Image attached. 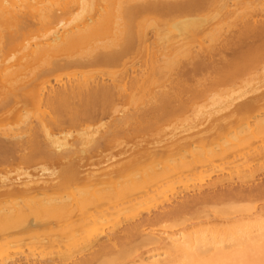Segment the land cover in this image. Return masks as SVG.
I'll use <instances>...</instances> for the list:
<instances>
[{
    "label": "rangeland",
    "instance_id": "1",
    "mask_svg": "<svg viewBox=\"0 0 264 264\" xmlns=\"http://www.w3.org/2000/svg\"><path fill=\"white\" fill-rule=\"evenodd\" d=\"M118 1L120 0H117L116 2ZM224 1L226 3H222ZM170 3L173 6V8L160 7L152 12L142 13V17H143L142 24L146 26L145 29H147V37L149 39L148 40L149 42L147 44H144V46L142 45H138L136 47L134 46L131 49L127 50V52H125V54L127 53L126 55L123 54L124 52H122V54H120L118 57L113 59L112 62L105 61L103 63L93 64L92 66L91 65L84 66L86 68H83V66L79 67L77 65H70L62 69H54L53 72H51L53 69L52 70L50 69L51 71L47 69L48 72L50 71L51 73L49 76L50 78L47 76L50 79L51 86L56 89L62 87L61 85H64L66 82H68L69 81L68 78L72 77L71 79L74 80L73 76H68L69 74L75 73L76 76H78L79 72H83V71H85L84 72L85 74L81 73L82 75H86V76L90 75V77L92 76L93 80H95L96 82L98 80L99 83L107 85L108 88L109 87L112 88L111 93L113 94L110 95V97L113 96L111 97L112 99H110L108 95L102 97V101H100L101 98L99 99L100 105L103 108H101L100 105L98 104L99 101L97 102L99 108L103 109L104 115L103 113L100 112L101 115L95 118L90 124H88V126H86V124L77 125L76 123L78 127L77 126L75 127V125L73 124V119L75 118L74 116H72V114H74V111H72V107H70V104H67L66 105L67 107L65 105H64L65 107L62 106L63 110L62 108H59L61 107V105L58 106L57 104V106L56 105L55 106L58 108V111L57 108L53 106L52 107L53 113H52L51 105H50L51 103L46 102L48 98V97L46 98L48 92L45 93L44 90L42 91L43 95L41 101L40 100L36 101L37 99L36 100L32 99L31 94L36 95L40 93L39 85L36 81L31 83L36 86L35 88L19 89V91L13 96L14 101L12 96H10L8 100L7 97H5V94H3V92L2 93L0 92V100H1L0 106H2L0 107V115H2L0 116V134H7V135L10 134L9 136H11L12 133H16L21 129L23 131L26 130V128H28V126L30 125L32 126V124H33L32 127L34 128V132L36 131L37 132L36 134H38L40 132V128L39 131H37L38 121L42 116H44V118L46 119L45 121V119L42 117L44 121L49 122V125L47 123V127L54 133L56 137H60L58 141L60 142V144L62 143L63 145L60 146L58 142L56 145L54 144L57 148L53 145V147L49 146L46 149L50 150L52 154L56 150H57L56 152L58 153L63 152L62 154H67V153L69 154V156L65 155L66 159L64 158L61 159L62 162L60 160H57L56 162V159H54L56 154L55 152L52 156H49V154L48 156H46V154L42 151L39 153V151L43 149H37L38 151L34 149L35 152L33 153V156L30 154L31 159L25 162L24 160H19L17 158L18 154H14L12 151L9 150H7L9 152L4 151L6 154H8L5 155L8 158H6L5 156L0 157V178L8 176L9 179H14L15 176L17 177V174L19 172L20 174H22L21 172L25 171L26 169L29 171L28 173L31 177L38 179L39 181H43V179L48 180L51 175L55 176L53 172L58 173L59 171L60 173L61 171L64 172L63 175H61V173L60 174L55 173L56 175H59V177L61 175L60 180L61 182L63 181L61 184L63 185L64 188L60 187L61 189L59 188L60 190H58V192L62 190L60 195H58L60 198L65 199L66 201L69 200L78 201L79 198L81 199L82 197H86L88 201L90 199V201L92 200V202L95 203L96 202L101 203L103 201L106 202L110 197L112 198L116 196V193L114 195V191H115L113 189L114 187H107L105 188L106 190L101 189L99 190V192L97 191L98 193H96L95 196H93L95 194L94 192H89L92 193V195L88 193V191L90 190L86 186L87 185L86 181L83 180L82 182L74 181L70 171H68L69 169H71L70 167H75L77 163L81 165V162L76 161L77 160L76 158L77 155L79 156L81 154V153L79 154L78 151L79 150L81 151L82 146H83L82 149L85 150L88 149L87 151L90 150L89 152L92 151V153H89V155L91 154H92L91 156L94 155L93 157H91V160L94 159L93 161L95 162L96 161L95 159H100L101 161L102 156H107V155H103L105 153L108 154L109 152H116V149L117 148L119 149V147L125 143L128 145H123L124 147L131 146L127 148L129 150L130 149L132 150V148L135 150V148L137 149L141 145L143 147V144L146 146L147 145L151 146L150 144L162 138L165 132L171 131L172 127L175 130L177 129L176 130L177 132H179L180 130H184L183 131L184 134L186 130L185 132L186 134H191L193 132L200 130L202 128V125L205 124L204 126H207L206 122L208 123L207 120L209 121L212 120L211 117L213 116L212 113L213 111L217 110L223 112L225 109L229 108L230 105L233 104L234 106V105H239L240 103L242 104L243 103L242 101L245 102L248 100V98L250 99L253 96L257 95L259 92L264 91V62L259 61L255 65H251V66H247V65L243 66L242 63H244V61H242L241 64L237 63L236 65H233L232 63L228 65L227 62H225L226 59L232 61L242 60V56L240 58L239 55L240 54L242 55V53L245 54L252 44V37L248 35L249 32L247 30V27L249 25L248 24L245 25V23H249L252 25H256V24L260 25L264 23V10L262 11L261 8L254 3L251 4L248 2H242L240 0L239 1L238 0H170ZM223 4L228 5L226 7V10L222 8ZM246 17L248 18V20L245 19ZM242 18L245 20L243 21ZM180 30L185 31V34H182V36L180 35L182 38H185V40L181 39V37L178 36L179 33H181ZM173 36L175 37L174 40L177 37H179L180 40H182V42L180 41L179 44L176 43L179 47L181 46L183 47V48L181 47V50L177 46L176 47L169 45L161 46V47L158 46L159 43L165 41L168 38L171 39ZM237 41H239L238 42L239 47L235 46L237 45ZM203 47L204 48L209 47L210 49L209 48L208 49L212 52L211 55L205 57L204 56L197 57L198 56L197 54L203 51L204 49ZM19 49L21 50V48ZM19 49L18 48L13 49L12 53L10 50L11 55L9 53H7V55L9 54L8 56L5 55L9 59V60L7 59V62L9 61L12 64L13 63L12 61L14 62L17 61L16 59H18V57L22 53V51H20ZM164 54L166 57L163 56ZM3 57H1V59L7 58V57L5 58ZM231 58H234L236 60H233ZM1 59L0 61H3ZM153 60H154L153 62L154 64L151 67L150 62ZM7 62L5 63L7 64ZM229 69L231 70V72H229ZM46 71L45 73L49 75V73ZM125 73L126 75H124ZM149 74H151V77L149 76ZM154 75H155V79H154ZM123 76H125V78ZM90 77L88 78L91 80L92 78ZM145 77L150 79L147 80V78ZM118 78H122V79H118ZM120 80L122 82H120ZM153 80H155L154 83H152ZM133 86H135V89ZM138 89L140 91H138ZM131 90H133V92ZM159 94H162L165 97L163 96L162 98H160L161 95ZM157 95L159 96V99H155L157 100L155 101L154 97L158 98ZM107 97L109 98V100ZM5 100L9 102L8 103L6 101L8 104L7 107L5 106L6 104L3 105ZM16 100L19 103H17ZM153 100L156 103L158 101H161L158 102V105L159 104L163 105L164 103L165 107L164 105L161 106L160 110H158L160 112H157L156 110L152 111L151 109L157 106L156 103H154L156 106L153 104ZM114 101L117 102L114 103ZM118 102L120 103L119 105ZM112 104L114 106L116 104V106L114 107L112 106ZM17 105L18 107H16ZM150 105H152V107H150ZM260 105L263 106L264 101L263 103L261 102ZM110 106L111 108H109ZM9 107H11V109ZM116 107L118 111L115 112ZM8 108L10 110H8ZM54 108L56 109L57 114H54L55 113ZM66 108L68 110H66ZM105 108H106L105 112L108 109L111 110L113 108L111 111L112 113L109 111L106 112L105 114L104 112ZM3 110H5V112ZM150 110H151V114L149 115ZM139 111H141L142 114ZM50 112L52 114H50ZM154 112H156L157 114ZM196 112H198L199 115L198 114L195 115ZM210 112L212 116H209ZM216 112H214L215 117L217 116ZM220 112H218V114ZM255 112L256 111L254 112L252 111L247 114L245 113V115L240 116L239 118H235L234 119L235 121L234 120L230 121L232 124L228 125V126L231 125L234 126L233 128L237 133V131H239L241 128L243 129L246 126L247 123L245 122L250 121V125L249 124L248 125L250 127H254L255 129L254 136L256 135V137L252 136L253 138L251 137L249 139L250 144L251 143L253 144L250 145L249 141L246 140H238L240 141V144H242L241 146L238 145L239 143L236 142L237 139H235L234 141L233 139H231L232 137L230 138L233 132L228 133L226 135L225 134L220 135L222 131L220 130L219 134L215 133V135H213L216 138L214 137L215 138L214 139L215 142L213 141L214 145H211L212 144L211 143L210 147L214 146V149L218 150L220 148L219 147L217 148L216 146H220L219 145L220 143L222 145V149L223 148L228 150L231 149V152H233L232 150L234 147V149H237L235 150L237 152V156L236 154H234L236 153L235 151L232 154L230 153L231 155L234 154L233 156L229 154L230 152L229 151L228 154L224 156L226 158H224L223 156H217V157L214 156L211 159L212 160L211 163L208 162L206 163L207 165L203 167H200L199 164L198 165L199 167L194 166L193 169L191 170H187L185 168L186 170L183 171L181 170L182 172H175L178 173L177 177L176 174L172 175L171 177L170 176L171 174L169 175L168 173L172 170H166L163 175L164 179H161L159 177V180L156 179L154 180V182L150 181L151 182L150 184L153 185V188L157 187L158 189L153 193L152 196L138 198L136 200H133L132 202H120L121 204L114 203V205L110 207L108 213L107 212L97 213L96 214L97 216L94 219V221L89 223V227L78 233L76 240L66 238V239L52 241V243H45V241L43 243H40L38 241L21 242L17 245L10 247V250H5L3 252L1 251L2 253L0 252V263L1 261L9 262L14 258L16 259L20 256V253H21L20 257H22L26 255L25 253H27V251H29V253H34V255L27 253L30 255V258L34 257V259L37 258L40 259V256L42 258H44L43 256L45 255H46L45 257H48L52 255L53 252L56 253V251L59 252L62 250L64 251L66 249V250H70L69 252L72 253L73 255H76L71 260L72 264H74L75 262L76 263L79 262L81 264L82 260H84L82 261V263L86 262L88 264H93V263L98 264L100 258L97 254H96L97 256L94 254V252L97 253L98 247H95L97 248L96 250L87 249L88 247L87 242L90 241L89 243H92L93 239H95L94 241L96 243L97 241L98 242L100 241L101 243H105L108 245L111 244L112 242H113L112 244L115 243V245L112 244L109 245L112 247L115 246V249L112 248V253H117L118 251H116V249L119 250L123 247L124 248L126 247V249L131 248L129 249L130 256L127 255L121 260L115 262L114 264H149L151 260L158 258V254L160 253L162 254L163 250L159 249L157 244L153 245V243L152 245L150 243H141L139 245V240L146 234L149 235L152 234L151 236L162 235L160 237H166L169 235H173L174 233L179 234L180 232H181L180 234H185L183 232L186 233L189 232L193 234L195 231H200L205 229L207 230L214 227H220V229L223 227H229L232 226L236 221L242 219L244 222L245 221L248 222L251 221L256 216H258V218H264V215H258L260 214V211L262 209H263L262 211H264V156H262L261 158L258 155H255L256 149L258 151L264 148V140H263L264 124L258 125L256 127L254 125L256 123L255 119L257 120L264 119V112L260 114H255ZM130 113H132V115L133 114L136 115L138 113L140 116H143V118L140 120L139 118L135 119V121L134 119H132L130 121L131 124L129 122L128 124L120 127L117 124L118 122L117 120L120 118V116L121 118H125V116L129 117ZM159 113L161 117L159 116V118H157ZM151 115L153 116V118L151 117ZM144 116H146V120ZM195 116H197V119L194 118ZM49 117L51 118L55 117V119H51ZM246 118H249V120ZM31 122L32 124L29 125V123ZM213 122L214 120H212V123ZM26 124H28L26 128H23ZM228 126L227 128L225 127V130L228 129ZM235 126L237 127L238 130L235 128ZM127 127L128 129H126ZM114 128H117L118 131L117 129ZM257 128L259 129L260 133L257 132L258 131ZM108 129L110 130V132H108L109 131ZM87 130L91 131V135L95 133V136L93 134L92 137H96L98 142H101V140L103 141V143L101 142L102 145L101 143L98 142L96 143V145H98L96 146L97 150H95V146H93L92 144L88 145L89 147L86 146V142H84V140L81 139L83 138L82 136L84 135L81 134L82 136L80 135L81 136L80 138L79 134L83 132H87ZM114 130H116L119 133L117 134V132L116 131L114 132ZM111 131L112 134L115 133L113 134L115 136L111 134ZM107 133H109L111 137L113 136L112 140L109 134H108L109 138L106 139ZM36 134L34 133V135ZM88 134L90 135V133ZM96 134L99 136L97 137ZM127 134L130 138L127 136ZM223 135H225L226 137ZM100 136L101 137L104 136L105 138L102 139ZM66 137H67L66 143L68 142L67 144L64 143ZM63 138L65 139L63 140ZM98 138L101 140H99ZM38 139L42 141L41 144H44L43 141L45 139L44 137H43L44 140L42 139L41 133H39ZM75 139H78L77 141L79 143L81 141H83L84 143L82 142L80 144H77L78 142ZM104 139L106 142L104 141ZM109 139L110 141H108ZM254 139L259 141H255ZM231 140H233L234 143ZM73 142L75 145L74 147L72 144ZM257 142L258 144L259 142L261 144L258 145ZM76 146L78 147V149ZM101 146L106 147V149L105 148L103 149V147ZM242 146H246V147H242ZM206 147L209 148L208 143L206 144V146L201 145L200 147L198 145L197 146L198 149L196 148L195 150V152L197 153L195 154H198L199 157L204 155V153L206 154V152L208 151L207 150L208 148L206 149ZM65 148L66 150H64ZM70 148H72L74 151L77 150V153L75 154L76 156L72 154L74 151H72ZM100 151L102 153H99ZM43 153L46 157L43 156ZM67 156L69 159L67 158ZM74 156L76 157L75 159ZM204 156L202 157L203 160H204ZM48 157L50 159H46ZM118 157L120 160L121 159L122 160L120 161L116 159H111L108 162L102 164L99 163L100 164L99 167H98L99 164L97 165L95 164V165L97 168H99V171L100 170L103 171L112 168V166L113 167L118 166L117 164L127 159L126 154L125 157L122 155L121 157L120 156ZM190 157L188 158L187 155V158L186 159L182 158L183 161L182 160L181 161L185 163L190 161L189 163H192L193 160L191 159L193 157L192 158ZM244 157H246L247 162L245 159H243ZM239 158H241V161L239 160ZM83 159L84 161H86L87 156H85ZM83 159L81 161H83ZM102 160H103L102 162H104V159ZM146 163L148 164V162L143 161L140 162L139 166L138 164L136 165L137 167H135L134 169L135 174L132 172L134 176L131 175L132 178H135L137 180V178H139L140 176L141 178L143 176H146L147 174L146 172L149 171L148 165H146ZM73 164H75V166H71ZM197 164L198 163H196L195 165ZM94 167L92 168V172H94L93 171ZM78 168H80V170L79 169L78 170L81 172L84 169L82 173L79 172L80 173L79 176L86 177L87 175L88 176L90 175L87 173V171H90L91 169L89 170L87 168L86 171V168H81L80 166H78ZM97 168H95V170ZM68 172L71 177L68 175ZM136 173L138 175H136ZM166 174H168V176ZM131 176L129 177L131 178ZM59 177H57V179ZM168 177L172 179L171 180L169 179L168 181L167 180ZM125 179L126 178L122 179L123 184H120L118 180V184H120L121 186L116 183L117 186L115 187V189H118L117 187L120 186L119 188L121 190V187L122 185H124V183L125 185L128 186L127 184L128 177L126 182ZM164 180L166 181L163 185V183L160 181H164ZM128 183H130V180ZM0 184H1L0 186L3 187L0 188V196H1L0 204L1 206L3 205L5 207L6 204L4 205V201L7 202L8 200L11 201L13 199L7 198V196L9 197L8 193H5L7 190L4 191L7 188V186L5 187L1 179H0ZM156 184L161 187H158ZM129 185H131V183ZM154 185L156 187H154ZM56 195L57 194H55V196ZM119 195L117 194V196ZM59 197H55V200L62 201V199H60ZM111 198L109 200H111ZM191 198L192 199L198 198V202L193 204L194 205L193 208L185 209L177 216L163 217L160 220L156 219L161 214L165 213L168 210L174 209L176 206H179V204H181L183 201L185 200L187 201ZM9 201L7 202L8 207L11 206L9 204H13V203L15 204L17 202V201H11L10 203ZM91 205L90 206L88 205V207H86L85 210H82L79 216H86L89 212H91L90 211ZM230 207L231 209L235 207L236 208L240 207L239 209L242 208L243 211L241 209L240 212L235 214L213 213L215 210H220L222 208H230ZM135 222L138 225L141 224L142 226L141 227L138 226L139 228L137 230V234H134V236L131 235L132 237L130 239V236L128 238V234L126 233L125 235L124 233L128 229L127 227L130 228L131 226L136 225ZM138 231H140V233ZM115 233L117 234L116 236ZM173 236H175V234ZM75 241L77 242L81 241V242L80 244L77 245V242L75 243ZM82 242L83 244L86 243V246L83 245ZM92 244H90V246ZM76 245L78 246V248L80 247V245H81L80 248H83L82 246H84L87 252H85L86 250H84L83 253L81 254V251H79V249L77 250V247H75ZM116 246L118 247L116 248ZM136 246L138 247L136 248ZM74 247L76 249H74ZM132 248L133 249L136 248V249L133 250ZM43 253L44 255H42ZM216 253L217 252L215 251L211 253L206 252L204 253L205 255L202 259L193 258L192 261L194 262V264H205L209 260L217 259L215 257ZM163 256L164 254H162L161 257ZM90 260L91 261L94 260V261L91 262ZM178 262L179 264H182V260H179ZM249 264L252 263L249 262Z\"/></svg>",
    "mask_w": 264,
    "mask_h": 264
},
{
    "label": "bare ground",
    "instance_id": "2",
    "mask_svg": "<svg viewBox=\"0 0 264 264\" xmlns=\"http://www.w3.org/2000/svg\"><path fill=\"white\" fill-rule=\"evenodd\" d=\"M116 1L117 0H0V59L3 56H4L3 58H5L9 54L11 55V53L13 52L12 51L13 49L21 48V50L20 49L19 50L22 51L21 55L18 57V59H16L17 61H15V62L12 61L13 62L12 64L9 61H8L9 63L7 62L8 57L6 59H1L3 61H0V92L1 93L3 92V94H5V97H7L8 100H9L10 96H12L13 101H14L13 96H14V94H16L19 91V89L35 88L36 86L31 84V83L36 81L39 85V92L40 93L36 94V95L31 94L32 99H35V100L37 99L36 101H39V100L41 101L42 95H43L42 91L44 90L45 93L48 92L46 98L47 97L49 98V100L47 98V100L49 102L47 100H46V102L51 103L50 104L51 105V111H52V107L53 106L56 107L57 104H58V106L61 105V107H59V108H62V106L65 107L67 104H70V107H72V111H74V114H72V116H74V118H75V119H73V124L75 125V127L78 124H81V125L86 124V126H88V124H90L95 118H97L98 116L101 115V113H103V109H101L103 107H101V105H100V101H102V97L108 95L109 98L112 99L111 97H113V96L110 97V95L113 94V93H111L112 88L111 87L108 88L107 85L99 83L97 79H96L97 80V82H96L95 80H93L92 76L90 77V75H88V76L82 75L81 73L85 74L84 73L85 71H83V72H79L80 75L78 74V76H76L75 73L69 74L68 76H73L74 80L71 79L72 77L68 78L69 81L71 79L70 82L68 81L64 85H61L62 87L56 89V88H53L51 86L50 79H49L50 78L49 76L51 74L50 71L53 69L51 71V72H53L54 69H62L64 67L70 66V65H77L79 67L83 66V68H86L84 66H90V65L92 66L93 64H99V63H103L105 61L106 62H110V61L112 62L113 59H115L120 54H122V52H124L123 54H125V52H127V50L131 49L134 46L135 47L138 45L144 46V44H147L149 42L148 41L149 39L147 37V29H145L146 26L142 24V21H143L142 13L152 12V11H154L160 7H162V8H164V7L173 8V6L170 3V0H120L118 2H116ZM240 1L248 2L251 4L254 3L258 7H260L262 11L264 10V1L263 0H240ZM222 3H226V2L224 1ZM227 6L228 5L223 4L222 8L224 10H226ZM245 19L248 20L247 17ZM245 19H243V21ZM243 23H245V22H243ZM247 24L249 25L247 27V30L249 32L248 35H250V37H252L251 47H249L248 51L245 54L242 53V55L241 54L239 55L240 58L242 56L241 61H238V60L232 61V60L226 59L225 62H227L228 65L230 63H232L233 65H236L237 63L241 64V62L244 61V63H242L243 66L244 65L251 66V65H255L259 61L264 62V23H262L260 25H257L256 23H255L256 25L245 23V25H247ZM180 32L181 33H179L178 36H180V35L182 36V34H185V31H183V30H180ZM194 35H197V34H194ZM172 38L166 39L165 41L159 43L158 46L161 47V46H168L169 45V46L179 47L177 44H179L180 41L182 42V40H180L179 37H177L179 39L176 38L175 40H174V38H175L174 36ZM181 39L185 40V38H182V37H181ZM240 41H241V39H240ZM238 42L239 41H237V45H235V46L239 47ZM241 43H243V42H241ZM174 44H176V45H174ZM181 47H179L180 50H181ZM208 48L209 47H205L203 49V51H201L198 54L196 53L198 55L197 57H202V56L205 57L208 55L210 56L212 52L209 50L210 48L209 49ZM10 50H11V53H10ZM200 50H201V48H200ZM7 53H9V54L7 55ZM5 55H7V56H5ZM163 56H165V54ZM225 58H226V56H225ZM231 59L236 60L234 58H231ZM5 62H7V64ZM151 62H152V64H151ZM151 62H150V66L152 67L154 64L153 63L154 60ZM47 69H49V70L51 69V70L48 72ZM45 71L48 72L49 75H47V73H45ZM229 72H231L230 69H229ZM150 73H152V72H150ZM86 74H87V72H86ZM124 75H126V73ZM149 76L151 77V74H149ZM88 77H90L92 79L90 80ZM123 77L125 78V76H123ZM145 78H147V77H145ZM118 79H122V78H118ZM149 79L147 78V80H149ZM154 79H155V75H154ZM151 81H152V78H151ZM154 81L155 80H153L152 83H154ZM120 82H122V81L120 80ZM133 87L135 89V86H133ZM133 90H131V91L133 92ZM136 91H137V89H136ZM138 91H140V90L138 89ZM141 91H142V89H141ZM161 91H163V90H161ZM30 92H32V91H30ZM159 95H161L160 98H162L164 96L162 94H159ZM173 95H175V94H173ZM173 95H172V97H173ZM129 96H131V95H129ZM157 97L158 98L154 97V100L159 99L158 95H157ZM109 98H108V100H109ZM130 98H132V97H130ZM99 99H100V101H99ZM35 100H33V101H35ZM154 100H153V104L156 103L155 101H157V100H155V101ZM6 101L7 100H5L3 105L6 104L5 106L7 107L8 101L7 102ZM98 101H99L98 104L100 105L101 108H99V106L97 105ZM103 101H105V100H103ZM112 101H110V102H112ZM263 101H264V91H261L257 95L253 96L252 98H250V99L248 98L247 101H245V102L242 101L243 102L242 104L240 103L239 105L233 106V104L230 103L232 105H230L229 108L225 109L224 110L225 112L224 111L223 112L217 111L215 108V110L217 112L213 111L212 112L213 116H212L211 112L209 113L210 114L209 116H212L211 118H212V120H214V122L212 123V120H210V121L207 120L209 125L207 122H206L207 126H204L205 124L204 125L201 124L202 128L200 130L197 129L198 131L193 132L194 134L193 133L186 134L185 133L186 130L183 134L184 130H180V131L178 130L179 132H177L176 131L177 129L175 130L172 127L171 131L168 130L169 132H165L163 137L160 138L159 140H157L156 142L151 143L150 144L151 146H149V145L146 146L143 144V147H142V145L141 146L139 145L140 147H138L137 149L135 148V150L133 148H132V150L127 149L128 147H131V146L124 147L123 145H128V144H126V143L123 144L121 142L123 145L120 146L119 149L117 148L118 150L116 149V152H109L108 154H106V153L103 154V155H107V156H102L101 161H100V159H95L96 160L95 162L93 161L94 159L91 160V157H93L94 155L91 156L92 154L89 155V153H92V151L89 152L90 150L87 151L88 149L87 150L82 149L83 146L81 147V151L80 150L78 151L79 154L80 153L81 154L79 156L77 155V158H76L75 154L77 153V150L74 151L72 148H70L72 151H74L73 153L70 152L73 155H75L74 159L76 158L77 159L76 161L81 162V165L78 163H77L78 165L76 164V166H75V164L71 165V166H75V167H70L71 169L68 170V171H70L74 181H81V182H82V180L86 181V183H87L86 186L90 190V191H88V193L94 192L95 194L93 193L94 194L93 196H95L96 193H98L99 190H101V189L106 190L105 188H107V187H114L113 188L115 190L114 195L116 193V196L112 197L113 199L110 197L112 201L109 200L110 199L109 198L108 201H106V202L103 201L101 203L100 202L95 203V202H92V200L90 201V199L88 201V199L86 197H82L83 199L79 198L78 201L77 200L66 201L65 199L60 198L58 195H60L62 190L60 192H58V190L61 189L60 187H63V185L61 184L63 181L61 182L60 177L64 173L61 171H60V173H61L60 177H59V175L55 174L57 172H53L55 176L51 175L48 180L43 179V181H39L38 179L31 177L28 173L29 171L26 169H25V171L21 172L22 174H20V172H19L18 173L19 175L17 174V177L15 176L14 179H9L8 176L0 178L1 181L3 182V184L5 185V187L7 186V188L4 190V191L7 190L5 193H8V195H9V197L7 196V198H9V199L12 198L13 200H11V201H17L15 204L12 202L14 205L9 204V205H11L10 207H8V205H7V202L9 200L7 202L4 201V205L6 204L5 207L3 205L1 206V204H0V252L1 251L3 252L5 250H10V247L17 245L21 242H25V241H29V242L38 241L40 243H43L45 241V243H52V241L66 239V238L76 240L78 233L89 227V223L94 221V219L97 216L96 215L97 213H103V212L108 213L110 207L112 205H114V203L116 204V203H120V202H132L133 200H136L138 198H144V197L152 196L153 193L158 189L155 185H154V187H156V188H153V185L150 183L152 181L154 182V180H156V179L159 180V177L161 179H164L163 175H164V172L166 170H172L173 172L170 171L168 174L169 175L171 174L170 175L171 177H172V175L176 174V177H177L178 173H175V172H182L183 170H186V169L191 170V169H193L194 166H198L199 164H200V167H203V166L207 165L206 163H208V162L211 163V161H212L211 159L214 156L215 157H217V156H223L224 157L225 155L228 154L229 151H230L229 154L230 153L232 154L235 150H237V149H234V147L232 150L233 152H231V149H229V150L225 149V148L222 149V145L220 143H219L220 146H216L217 148L218 147L220 148L218 150L214 149V146L210 147L211 143H212L211 145H214L213 141L216 138L213 135H215V133L219 134V131L222 130L223 132L221 131L220 135L221 134L226 135L228 133L233 132L232 135L230 136V138L232 137L231 139H233L234 141H235V139H237L236 142H238L239 143L238 145H240V146L242 144H240V141H238V140L249 141V139L252 136H254V133H255L254 127L249 126L250 125V121H248L249 118H246V119H248L246 121H248L249 123L244 121L245 123H247L246 126L243 129L241 128L242 130L240 129L239 131H237V133L233 128L234 126H232V125L228 126V125L232 124L230 121H233L235 118H239L240 116L245 115V113L247 114L249 112L256 111L255 114H260V113L264 112V105L263 106L260 105V103L261 102L263 103ZM16 102H17V100H16ZM116 102L117 101H114V103H116ZM120 102H122V101H120ZM158 102H161V101H158ZM158 102L156 103L157 106L154 104L156 107L153 106L155 108L151 109L152 111L156 110L157 112H160L158 110H160L161 106H163L164 103H163V105L162 104L158 105ZM164 102H166V101H164ZM13 103H15V102H13ZM17 103H19V102H17ZM101 104H102V102H101ZM119 104L120 103L118 102V105ZM10 105H12V104H10ZM152 105H150V107H152ZM112 106H114V105L112 104ZM115 106H116V104H115ZM207 106H208V104H207ZM231 106H233V107H231ZM0 107H2V106H0ZM16 107H18V105ZM117 107H119V106H117ZM117 107L115 108V112L118 111ZM164 107H165V105H164ZM9 108L11 109V107H9ZM9 108H8V110H10ZM109 108H111V106ZM146 108H148V107H146ZM146 108H144V109H146ZM222 108H224V107H222ZM112 109L111 110L108 109L106 112H109V111L111 112ZM8 110H6V111H8ZM62 110H63V108H62ZM66 110H68V109L66 108ZM105 110H106V108L104 109V112H105ZM147 110H149V109H147ZM151 110L149 111L150 112L149 115L151 114ZM212 110H213V108H212ZM3 111L5 112V110H3ZM12 111H13V109H12ZM57 111H58V108H57ZM57 111L55 109L54 114H57ZM141 111H139V112H141ZM143 111H145V110H143ZM106 112H105V114H106ZM113 112H114V110H113ZM147 112H146V114H147ZM214 112H216V115H217L216 117H215ZM218 112H220L221 114L220 113L218 114ZM52 113H53V111H52ZM52 113L50 112V114H52ZM138 113L136 115L135 114L132 115V113H130L129 114L130 116L129 117L125 116V118H121V116H120V118L117 120L119 123L117 122V124L121 127L123 125L128 124L132 119H134V121H135V119H138V118H139V120L142 119L143 116H140ZM154 113H156V112H154ZM14 114H15V112H14ZM141 114H142V112H141ZM197 114H198V112H196L195 115H197ZM103 115H104V113H103ZM143 115H144V113H143ZM152 115H151V117L153 118ZM0 116H2V115H0ZM146 116H144L145 120H146ZM155 116H157V115H155ZM159 116L161 117L160 113L158 114L157 118H159ZM163 116H164V114H163ZM42 117L44 118V116H42ZM42 117L38 121V130L37 131H39V128H40L39 133H41L42 139H43V137L45 139V140L43 139L44 144H41L42 141H40L38 139L39 133L36 134L37 132L36 131L34 132V128L32 127L33 124L31 122V123H29V125L32 124V126L30 125V126H28V128H26V126L28 125V124H26L23 127V128H26V130H24V131L21 129L20 131H18L16 133H12L11 136H9L10 134L9 135L0 134V157H4L5 155H8L4 151L9 150V151H12L14 154H18L17 158L19 160H24L26 162L27 160L31 159L30 154L33 156V153L35 152L34 149H36V150L37 149H43V150H40L39 153L42 151L46 154V156H48V154H49V156H52L55 152L57 154V157L55 154V158L54 157H52V158L56 159V162H57V160H60L62 162L61 159H63V158L66 159L65 155L69 156L68 153L62 154L63 152L58 153V152H56L57 151L56 150L52 154V152H50V150L46 149L49 146L53 147L54 144L56 145L59 142L58 140L60 139V137H56L54 135V133L47 127V123L49 125V122H45L46 119L44 118L45 119V121H44V119ZM49 118H51V117H49ZM194 118L197 119V116H195ZM213 118H215V119H213ZM51 119H55V117L51 118ZM70 121H71V118H70ZM70 121H69V123H70ZM255 122H254L255 124L253 123L255 125V127L258 125H261V124L263 125L264 119H262V120L261 119H258V120L255 119ZM76 123H77V125H76ZM130 124H131V122H130ZM69 125H71V124H69ZM251 125H252V123H251ZM227 126H228V129L225 130V127L227 128ZM72 127H73V125H72ZM115 127H117V126H115ZM120 127H118V128H120ZM134 127H136V126H134ZM20 128H21V126H20ZM229 128H231V129H229ZM235 128L237 129L236 126H235ZM114 129H117V128H114ZM126 129H128V127ZM111 130H113V129H111ZM257 130L256 131L260 133L258 128H257ZM260 130H261V128H260ZM115 131L116 130H114V132ZM117 131H118V129H117ZM124 131H127V130H124ZM108 132H110V130ZM34 133L36 135H34ZM88 133H90V135H91V131L87 130V132L80 133L79 136L81 134L84 135V136L81 135L83 138H81V136H80V138L83 139L84 142H86V146L92 144L93 146H95V150H97L96 149L97 148L96 146H98V145H96V143L98 142L97 138L92 137L93 134L95 136V133H93L91 136ZM118 133L119 132H117V134ZM108 134L109 133H107V136H108ZM111 134H112V131H111ZM113 134H115V133H113ZM225 135H223V136H225ZM34 136H37V137H34ZM98 136L99 135H97V137ZM104 136H106V135H104ZM104 136L101 138L102 139L105 138ZM107 136H106V139L109 138V136L108 137ZM113 136H115V135H113ZM127 136H128V134H127ZM63 137H64V135H63ZM112 137L110 135L111 140L113 139ZM123 137H124V135H123ZM254 137H256V135ZM39 138H40V136H39ZM77 138H79V137H77ZM64 139L65 138H63V140ZM227 139H228V137H227ZM75 140L77 141L78 139H75ZM99 140H101V139H99ZM233 140H231V141L234 143ZM254 140L259 141L256 139H254ZM64 141H65L64 142L65 144L68 143V142L66 143L67 137ZM104 141H105V139H104ZM108 141H110V139ZM74 142L72 143L73 147L75 146ZM82 142L83 141H81L80 143H82ZM101 142L103 143L102 140H101ZM101 142H98V143H101ZM260 142H261V140H260ZM260 142H259V144L257 142V144L260 145L261 144ZM80 143L78 142L77 144H80ZM102 143H101V145H102ZM207 143L209 145V148L206 147V149L208 148L207 149L208 151L206 152V154L203 152L204 155H206V156L202 155L199 157L198 154H195V153H197V152H195V150H196L198 145L200 147H201V145L206 146ZM59 144H60V142H59ZM249 144H250V141H249ZM251 144H253V143H251ZM61 145H62V143L60 144V146ZM82 145H85V144H82ZM217 145H218V143H217ZM68 146H70V145H68ZM106 146H107V144H106ZM64 147H66V146H64ZM99 147H100V145H99ZM101 147H103V146H101ZM242 147H246V146H242ZM59 148H61V147H59ZM104 148L106 149V147H103V149ZM44 149H46V150H44ZM77 149H78V147H77ZM238 149H240V148H238ZM64 150H66V148ZM68 150H69V147H68ZM193 150H194V152H193ZM9 151H7V152H9ZM51 151H52V149H51ZM103 151H105V150H103ZM255 151L257 153V154L255 153V155H258L261 158H262V156H264V148H262V150H258V151L256 149ZM13 153H11V154H13ZM44 153H43V156H45ZM99 153H102V152L100 151ZM99 153H97V154H99ZM125 154H126L127 159L123 158L126 160L117 164L118 166H114V167L112 166V168H110V169L105 168L106 170L102 169L103 171H101V170L99 171V168L96 167L97 164H99V163L102 164V163L108 162L111 159L120 160L118 156L121 157V155H122L125 157ZM234 154H236V156H237V152ZM187 155H188V158L190 156H191L190 158H192V157L194 158V159L193 158L191 159V160H193L192 163H189L190 161L186 162V163L182 162L183 161L182 158L186 159ZM233 155H231V156H233ZM68 156H67V158H68ZM85 156H87L86 161H84V159H83ZM203 156H204V160L202 158ZM5 157L8 158L7 156H5ZM246 157H244L243 159L246 160ZM200 158H202V159H200ZM224 158H226V157H224ZM46 159H50V158L48 157ZM82 159L84 162L81 161ZM102 159H104V162H102L103 161ZM239 160L241 161V158H239ZM256 160H257V158H256ZM143 161L148 162V164L146 163V165H148L149 171L146 172L147 174L145 173L146 176H143L142 178L140 176L136 180L135 178H132L131 175H133V173L135 172L134 169H135V167H137L136 165L138 164V166H139L140 162H143ZM246 162H247V160H246ZM196 163H198V164L195 165ZM100 164L98 165V167L100 166ZM78 166H80L81 168H86V171H87V168L89 170L91 169L90 171H87V173L90 175L89 176L87 175L86 177L79 176L80 175L79 172H81V171H79L80 168H78ZM149 166H150V168H149ZM93 167H94V170H93L94 172H92ZM95 168H97V169L95 170ZM83 170H82V172H83ZM58 173H59V171H58ZM168 174H166V175L168 176ZM68 175L70 176L69 172H68ZM136 175H138V174L136 173ZM129 176H131V178ZM57 177H59V178L57 179ZM127 177H128V182L130 180L131 185H129L130 183H128V182H127L128 186L125 185V183H124L125 186L122 185L123 188L121 187V190H120V188H119L121 186L120 184H123L122 179L126 178L125 179V182H126ZM169 179L171 180L172 178L168 177L167 180L169 181ZM118 180H119L120 184H118ZM165 181L166 180L160 181V182H162L164 185ZM156 182H158V181H156ZM116 183L118 185H120L119 187H117L118 189H115V187L117 186ZM64 185H65V183H64ZM158 187H161V186H158ZM0 188H3V187L0 186ZM63 191H64V189H63ZM259 192H260V190H259ZM119 193H120V195H119ZM55 194H57V195L55 196ZM89 194L92 195V193H89ZM117 194L119 196H117ZM55 197H59L60 199H62V201L61 200H55ZM114 198L116 200L117 199L118 200L116 201ZM191 199H189L187 201L182 200L183 202L181 204H179V206H176L174 209L166 211L165 213L161 214L156 219L160 220L163 217L177 216L179 213H181L185 209L193 208L194 207L193 204L198 202V198L192 199V200ZM63 200H65V201H63ZM11 201H9V202L11 203ZM91 203H92V205H91ZM122 204H124V203H122ZM88 205L89 206L91 205V207H90L91 212H89L86 216H79L81 214L82 210H85L86 207H88ZM231 207L230 208H222L220 210H215L213 213L214 214H233V213L235 214V213L240 212L242 209V208L239 209L240 207L239 208L235 207V208L231 209ZM262 210L260 211V214H258V215H264V211H262ZM242 211H243V209H242ZM152 222H155V221H152ZM135 224L136 225L133 224L134 226H131L130 228L127 227L128 229L124 233L125 235L127 233L128 238L130 236V239L132 237L131 235L134 236V234H137V230L139 228L138 226H140V227L142 226L141 224L138 225L136 222H135ZM138 232L140 233V231H138ZM180 233L179 234L174 233L175 236H173L174 235L173 234V235H169L166 237H160L162 235L151 236L152 234L151 235L146 234L143 237L141 236L142 238L139 240V245L141 243H150L152 245V243H153V245L157 244L159 249L163 250L162 254H164V256L161 257L162 254L157 253L158 258L151 260L149 262V264H170V263L179 264V262H178L179 260H182V264H194V262L192 261L193 258L202 259L205 255L204 253H206V252L211 253L213 251L217 252L216 256H215L217 259L209 260L205 264H247V263L249 264V262H251L252 264H264V218H258V216H256L251 221H248V222L245 221L244 222L243 219L238 220L232 226L223 227L221 229H220V227H214V228L207 229V230L205 229V230L195 231L193 234L189 233V232L188 233L183 232L185 234H180ZM116 235L117 234L115 233V236ZM137 236H139V235H137ZM94 240L95 239H93V242H92L93 244L89 243L90 241L87 242L88 243L87 246L89 247V248L87 247V249H90V250L95 249L96 250L97 248H95V247H98L97 253L94 252V254L95 255L97 254L100 258V261H98L99 262L98 264H114L115 262L121 260L125 256H127V255L130 256L129 249H131V248L126 249V247L125 248L123 247L119 250L116 249V251H118L117 253H112V248L115 249V246L112 247L109 245H111L113 242L108 245L105 243H101L100 241L99 242L97 241V243H96ZM128 241H129V239H128ZM76 242L77 241H75V243ZM80 242H77V245L80 244ZM82 244H83V242H82ZM90 244H92V245L90 246ZM77 245L75 247H77V250L79 249V251H81V254H82L83 251L86 249L84 248V246H82L83 248H80L81 245L78 248ZM83 245L86 246V243ZM112 245H115V243ZM142 245H144V244H142ZM147 245H149V244H147ZM138 246H136V248ZM75 247H74V249H76ZM117 247L118 246H116V248ZM136 248H134V249H136ZM68 249H70V248H68ZM65 250L64 251L62 250L59 252L56 251V253L53 252L54 254L51 252L52 255H50V256L47 255L48 257H45L46 256L45 255V256H43L44 258H42L40 256V259H38V258L34 259V257L30 258L29 254L34 255V253H29V251H27V253H29V254L25 253L26 255L20 257L21 256V253H20V256L18 258H16V259L14 258V259L10 260L9 262H6V261L2 262L1 261L0 264H69V262H70V264H72L71 260L76 255H73L72 253H70L69 252L70 250H66V251ZM95 250H93V251H95ZM51 251H53V250H51ZM85 252H87V250ZM85 252H84V254H85ZM23 254H24V252H23ZM42 255H44V253ZM92 256H94V255H92ZM82 261H84V260H82ZM82 261H81V264L86 263V262L82 263ZM93 261H91V262H93ZM74 264H80V263L75 262ZM86 264H88V263H86Z\"/></svg>",
    "mask_w": 264,
    "mask_h": 264
}]
</instances>
